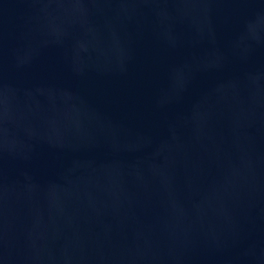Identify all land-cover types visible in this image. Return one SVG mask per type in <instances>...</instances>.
Returning <instances> with one entry per match:
<instances>
[{"label":"water","instance_id":"obj_1","mask_svg":"<svg viewBox=\"0 0 264 264\" xmlns=\"http://www.w3.org/2000/svg\"><path fill=\"white\" fill-rule=\"evenodd\" d=\"M0 264H264V0H0Z\"/></svg>","mask_w":264,"mask_h":264}]
</instances>
